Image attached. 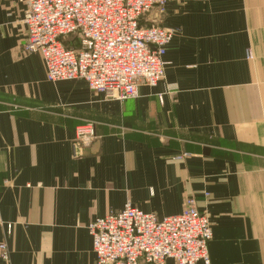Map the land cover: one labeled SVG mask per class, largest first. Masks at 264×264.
<instances>
[{
  "label": "crops",
  "instance_id": "0c3cea01",
  "mask_svg": "<svg viewBox=\"0 0 264 264\" xmlns=\"http://www.w3.org/2000/svg\"><path fill=\"white\" fill-rule=\"evenodd\" d=\"M24 8L0 0V264H96L91 220L125 202L163 218L188 196L212 224L208 264H264V0L152 11L177 29L165 76L122 101L46 80L22 48ZM84 119L95 138L79 154Z\"/></svg>",
  "mask_w": 264,
  "mask_h": 264
},
{
  "label": "built area",
  "instance_id": "2783aa9c",
  "mask_svg": "<svg viewBox=\"0 0 264 264\" xmlns=\"http://www.w3.org/2000/svg\"><path fill=\"white\" fill-rule=\"evenodd\" d=\"M22 1V48L41 56L46 80H83L104 99L122 101L137 97L140 86L154 87L164 79V55L177 29L161 26L151 12L160 16L168 0ZM252 57L248 48L246 58ZM94 138L92 120L76 125L73 143L79 154ZM10 229L7 224V233ZM87 230L96 264L209 263L212 224L193 196L180 213L163 218L125 202L119 211L91 220ZM9 253L3 240L0 257L6 263Z\"/></svg>",
  "mask_w": 264,
  "mask_h": 264
}]
</instances>
